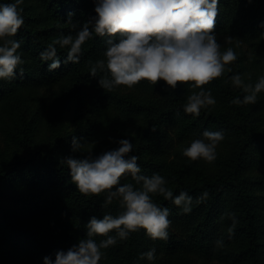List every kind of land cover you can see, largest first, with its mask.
Segmentation results:
<instances>
[{"label": "trees", "instance_id": "16d2710c", "mask_svg": "<svg viewBox=\"0 0 264 264\" xmlns=\"http://www.w3.org/2000/svg\"><path fill=\"white\" fill-rule=\"evenodd\" d=\"M34 1L44 13L35 18L22 15L24 24L14 39L22 41L18 52L24 73L12 81L0 79V107L7 108L13 97L29 88L65 85L78 93L75 108L68 110L83 108L96 119L91 126L61 136V105L47 128L36 119V112L28 115L22 106L19 113L13 109L0 115L6 139V151L0 152V264H44L45 257L54 262L58 251L66 252L85 238L91 217L101 219L120 211L115 201L105 207L103 194L85 196L71 182L61 161L68 157L65 152L72 149L73 137L85 152L83 158L89 151L99 155L110 150L109 143L117 148L119 140L128 139L133 144L129 155L139 157L142 174L158 173L174 195L186 191L193 197L192 211L185 214L170 200L154 196L155 203L170 210L168 240H152L141 229L103 250L99 264H264V96L258 95L254 105H233L231 100L242 93L229 80L240 74L254 84L264 75V0H218L215 34L239 42V66L204 86L217 104L202 109L199 117L183 111L191 91L186 84L167 91L163 81L152 85L146 80L131 90L120 86L107 92L99 87L98 78L89 75L88 61L103 58L106 38L93 35L82 46L79 63L65 64L67 51L56 46L60 67L49 71L52 61L40 58L50 44V28H44L42 15L54 20L59 36H74L95 16L94 0ZM12 2L0 0V4ZM69 20L76 24L75 30ZM130 118L141 119L135 134L121 127ZM204 130L224 133L217 159L190 162L182 151ZM123 183L133 181L126 177ZM204 191L207 199L196 203ZM229 213L238 220L231 239ZM20 216L35 221L30 224ZM217 239H223V247L216 245ZM153 247L154 261L139 259Z\"/></svg>", "mask_w": 264, "mask_h": 264}, {"label": "clouds", "instance_id": "9594fccd", "mask_svg": "<svg viewBox=\"0 0 264 264\" xmlns=\"http://www.w3.org/2000/svg\"><path fill=\"white\" fill-rule=\"evenodd\" d=\"M22 3L23 0H14L0 4V79L6 81L24 73L20 67L24 61L18 52L22 41L14 39L24 24L23 9L19 7ZM94 12L95 16L84 22L74 36L60 35L40 53L43 61H52L49 71L60 67L56 45L68 49L65 64L79 63L82 46L95 35L106 38V47L102 59L94 63L88 61L89 75L98 78V85L104 91L112 92L120 86L131 90L142 80L152 85L163 81L167 86L165 91L186 84L191 91L183 105L184 113L199 117L202 109L216 106V99L204 86L231 73V65L237 60L232 47L222 51L217 41L218 0H94ZM69 23L75 30L76 24L71 20ZM232 39L226 36L225 42L231 44ZM229 80L242 93V97L231 100L233 105H254L258 94L264 92V75L254 84L245 82L240 74L230 76ZM155 130L153 126L152 131ZM223 139V131L204 130L200 138L193 139L183 149L182 155L190 162L202 159L213 163ZM117 143V148L99 155L93 156L89 151L82 159L69 156L61 161L79 193L85 196L103 194V206L115 201L120 211L115 216L105 214L101 219L91 217L85 238L66 252L58 251L54 262L45 257L44 264H99L105 256L103 250L115 246L118 240H127L130 234L141 229L152 240L167 241L170 210L155 203L154 196L170 200L185 214L192 211L191 195L186 191L174 195L167 186L168 181L158 173L142 174L137 163L139 157L129 155L133 144L128 139ZM80 148L77 138L73 137L72 150ZM126 177L133 183L121 184ZM207 197L208 192L204 191L196 203ZM228 216L232 220L227 229L231 239L238 220L234 213ZM97 237L102 239L97 240ZM215 243L223 247V239ZM139 259L154 261L155 248L141 253Z\"/></svg>", "mask_w": 264, "mask_h": 264}, {"label": "rangeland", "instance_id": "374dc122", "mask_svg": "<svg viewBox=\"0 0 264 264\" xmlns=\"http://www.w3.org/2000/svg\"><path fill=\"white\" fill-rule=\"evenodd\" d=\"M23 9L22 15L29 18H35L38 15H41L44 13V11L36 9L35 1L34 0H23V3L19 6ZM42 18L44 20L43 26L44 28H50L49 35L47 41L51 44L54 39L59 37V34L55 32V28H57V24L54 22L53 19L46 17L45 15H42ZM52 25V27H51ZM218 39H222L221 41ZM217 41L221 44V50H225L227 47H232L235 52H237V40L232 39L231 44H228L225 42V37L219 38L217 37ZM59 47V45H56ZM60 48V47H59ZM63 50L68 51V49L61 48ZM239 66V60H237L231 65L232 70L235 68H238ZM259 96H264V92L258 94ZM78 93L77 91H74L71 89V87L65 86V85H54L51 87H44L40 90L38 89H27L26 91L19 93L16 97H13L8 103V107L2 108L0 107V115H3L4 113H9L13 109L19 113V109L21 110V106L25 109L24 112H26L28 115L35 114L36 112V119L39 121L46 123V127L48 126L51 117L54 115L55 110L59 105H61V108L63 112L60 114V121H59V130L60 135H69L73 134L79 129L86 128L87 126H91L92 122L96 119L93 113L88 112L84 110L83 108H79L76 112L72 110H68L70 107L72 109L75 108L74 104L77 100ZM21 105H20V104ZM70 106V107H69ZM5 109V111H4ZM21 112V111H20ZM100 118V117H99ZM98 118V119H99ZM97 119V121H98ZM7 120V117H6ZM141 123V119L134 120L132 119H125L121 122V127L123 129H128L132 131V134H135L137 131V128L139 124ZM41 129V132L38 134V137L41 135L43 136V130ZM51 132V131H50ZM2 130H0V152L6 151V139L4 135L2 134ZM51 134H53L51 132ZM108 149L112 150L113 144L109 143ZM65 154L67 156H72L77 159H82L85 152L83 150H77L73 151L72 149H67ZM22 220H25L27 223H33L35 220L32 217H28L27 219H24L23 216H20ZM80 239H83L80 237ZM79 239V240H80ZM0 253L3 254V250H0ZM12 262H15V260H11Z\"/></svg>", "mask_w": 264, "mask_h": 264}]
</instances>
